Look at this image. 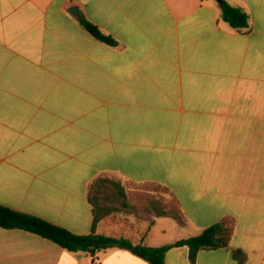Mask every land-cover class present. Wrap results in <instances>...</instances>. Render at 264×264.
I'll use <instances>...</instances> for the list:
<instances>
[{"label": "crops", "instance_id": "crops-1", "mask_svg": "<svg viewBox=\"0 0 264 264\" xmlns=\"http://www.w3.org/2000/svg\"><path fill=\"white\" fill-rule=\"evenodd\" d=\"M225 1L247 27L221 0H0V205L150 247L224 224L166 264H264V0ZM0 264L151 263L0 227Z\"/></svg>", "mask_w": 264, "mask_h": 264}, {"label": "trees", "instance_id": "trees-1", "mask_svg": "<svg viewBox=\"0 0 264 264\" xmlns=\"http://www.w3.org/2000/svg\"><path fill=\"white\" fill-rule=\"evenodd\" d=\"M222 18L235 28L247 27L249 16L240 8L231 6L225 0H221ZM83 27L96 39L115 45V40L102 31L93 23L83 18ZM97 222V218L94 224ZM0 227L5 229H23L60 245L70 252H84L93 257L98 253L113 249H127L135 255L147 260L151 264H166L167 251L172 247L188 246L190 258L194 263L200 250L215 249L229 243L231 233L224 224H216L206 228L200 235L183 239L173 245L164 247H150L143 244L134 245L124 238H114L98 235L94 232L88 235H77L68 229L53 224L36 215L18 211L4 205H0Z\"/></svg>", "mask_w": 264, "mask_h": 264}, {"label": "water", "instance_id": "water-1", "mask_svg": "<svg viewBox=\"0 0 264 264\" xmlns=\"http://www.w3.org/2000/svg\"><path fill=\"white\" fill-rule=\"evenodd\" d=\"M220 1V0H218ZM68 12L72 14L73 16L77 17L78 19H81L82 13H81V7L79 5H75L68 9Z\"/></svg>", "mask_w": 264, "mask_h": 264}]
</instances>
